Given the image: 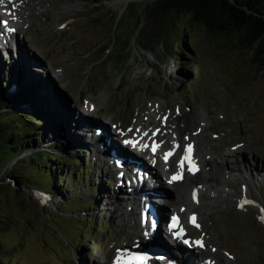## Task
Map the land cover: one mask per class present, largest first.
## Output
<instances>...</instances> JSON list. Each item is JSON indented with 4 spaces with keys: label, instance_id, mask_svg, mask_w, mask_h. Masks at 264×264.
<instances>
[{
    "label": "rangeland",
    "instance_id": "374dc122",
    "mask_svg": "<svg viewBox=\"0 0 264 264\" xmlns=\"http://www.w3.org/2000/svg\"><path fill=\"white\" fill-rule=\"evenodd\" d=\"M117 1L120 0L98 6L93 0H47L48 4H43L41 10L24 12L23 26L13 36L10 34L9 47L3 46L0 34V64L6 62L0 67L7 69L9 82L5 94L17 91V87L12 88L15 83L29 80L36 87L37 96L44 99V110L54 119L53 138L62 143L60 150L84 153L90 163L89 177L97 184V189L88 186L68 191L69 197L80 195L81 203L91 206L82 215L66 213L67 208L58 210L56 203L65 201L59 195L48 197V208L35 210L21 201L29 199L24 193L21 200L13 193L1 195L0 215L9 217L12 224L0 229L4 249L0 257L8 258L12 264H109L118 249L131 248L135 242L130 235L137 227L118 200L124 201L123 196H118L122 190V173L107 170L101 177L99 170L95 171L93 152L87 153L79 146L80 141L81 145L86 143L77 131L78 122L81 117L92 120L113 142L114 135L109 134V127L100 117L113 118L118 128L126 125L127 129L135 130L140 125L142 130H161L154 115L180 109L185 118H180L176 128L181 129L182 145L185 137L190 140L193 136L186 132L187 119L194 121L199 114L208 113L204 121L209 126L204 136L195 141L198 158L207 153L212 155V147H220L223 153L229 151L240 163L231 159L228 164L227 174L234 170L239 183L234 190L240 194L235 191L233 194V189L231 193L236 194L237 200L243 197L244 190L250 192L247 208L239 207L235 201L229 211L214 215L215 228L219 232L223 230L227 237L222 239V248L221 245L209 247L211 255L227 259L229 264H264V232L255 218V215L264 217V69L258 71L250 56L232 42L219 36L203 40L196 27H193L196 42L192 52H183L179 62L165 59L159 43L148 46L142 41L146 36L153 37L152 32L146 35L143 30L146 22L142 18L143 7L153 0H124L121 5ZM62 8L67 10L60 11ZM116 15H122L117 30ZM175 25L176 30L188 26L185 17L175 20ZM115 31L118 41L114 45ZM16 38L20 43H16ZM125 41L128 52L121 54ZM101 48L105 49L103 54ZM53 70L61 72L60 79ZM90 75H96L100 84H90L87 80ZM103 86L112 94L103 96ZM191 93L195 96L192 100ZM85 104L92 109L90 116L85 114ZM5 106L7 103L0 98V107ZM19 110L29 111L26 107ZM114 144L119 149L115 141ZM41 148L46 147L41 145ZM237 165L241 171L237 172ZM249 166L252 175L243 174ZM223 174L219 171L218 177H224ZM208 177L214 176L210 173ZM27 178L32 182L44 179L36 174ZM182 185L188 187L189 183ZM204 193L207 192L202 193L201 202ZM167 197L171 200L174 196ZM173 200L177 204L171 212L181 213L180 209L184 208L187 225L185 202L177 196ZM189 200L197 202V199ZM151 219L149 215V224ZM203 259H200L202 263ZM210 261L222 264L218 258Z\"/></svg>",
    "mask_w": 264,
    "mask_h": 264
},
{
    "label": "trees",
    "instance_id": "16d2710c",
    "mask_svg": "<svg viewBox=\"0 0 264 264\" xmlns=\"http://www.w3.org/2000/svg\"><path fill=\"white\" fill-rule=\"evenodd\" d=\"M93 1L100 6L112 0ZM143 12L146 22L143 30L146 35L148 31L152 32L153 37L150 39L146 36L142 41L148 46L159 43L165 59L179 62L183 58V52H192V45L196 42L193 27H196L203 40L219 36L232 42L240 51H245L250 56L252 65L258 71L264 69V0H156L146 6ZM179 17L187 20L188 26L182 30L175 28V20ZM121 19L122 15L118 19L116 15V30ZM116 32L112 35L114 45L118 41ZM126 44V41L123 42L121 54H127ZM100 51L103 54L105 49L101 48ZM5 71L7 72L5 66L0 67V98L7 103V106L0 107V111L4 110L0 112V172L5 165H10L4 177L26 182L30 188L44 194L64 197V202L56 203L57 209L67 208L64 210L66 213L82 215L86 207L91 206L89 203L82 204L80 195L69 197L68 191L82 190L88 186L97 189V184L89 177L90 163L87 157L80 151L73 153L67 148L60 150L63 148L62 143L53 138L56 130L54 119L44 110V99L37 96L34 91L36 87L29 80L15 83L17 91L5 94L9 85ZM88 80L91 84H100L96 75H90ZM102 90L108 95L112 94L104 86ZM22 107L29 109L27 114L21 113L19 109ZM63 131L64 128L59 132ZM41 145L46 148L40 149ZM30 174L44 179L32 182L27 178ZM5 190V187L0 186V196ZM10 224L12 220L9 217L0 215V229ZM2 251L4 249L0 242V252ZM0 264L12 263L8 258L0 257Z\"/></svg>",
    "mask_w": 264,
    "mask_h": 264
},
{
    "label": "bare ground",
    "instance_id": "6f19581e",
    "mask_svg": "<svg viewBox=\"0 0 264 264\" xmlns=\"http://www.w3.org/2000/svg\"><path fill=\"white\" fill-rule=\"evenodd\" d=\"M122 1L124 0L117 1V4L121 5ZM27 2H25V0H0V21L2 23V26L0 25V33L3 37V46L5 48L10 46V42L12 39L11 36L17 33L20 26H23L22 24L24 21H22V18L24 19V12L30 9L39 11L43 8V4L45 6L48 4L47 0H27ZM65 9L67 10V8H62L60 9V11L65 12ZM4 21L8 22L7 25L3 24ZM9 27L13 29V31L9 32ZM18 39L19 38H16V43H20ZM53 73L58 79H60L62 76L60 71L53 70ZM83 107L86 111L85 114L87 116H90L89 113L92 111V109L88 108L86 104ZM154 110L158 109L155 108ZM184 116V112H182V110L180 109H178L175 113H157L156 115H154L156 124L161 127V130L155 138L157 142L161 144V147L160 149H158L155 156H153L150 151H137V153L141 156V159L138 160L136 159V157L132 158L129 155L130 152L127 150L129 148L126 147L124 150L120 145L122 142L119 139L121 136L120 134L119 137L115 138L112 142L108 137H106L107 135L105 134L103 129L99 128L97 125H94V122H92V120L90 119H86V117H81L80 121L78 122L77 131L80 134L81 138H84V142L86 143L85 145H81L80 141L79 146H82L85 149L84 151L87 153H89V151L93 152L94 159L96 161L95 170L96 172H98L97 169L99 170L98 173L101 177L107 170L117 171L118 173L120 172V174L123 171L126 172V174L122 177L121 193L118 195L123 196L124 201L121 198L118 200L119 202H121V205L124 206L125 211L127 212L128 219L132 220L133 224L138 226L140 232L142 230L151 229L152 224H149L147 222V218L149 215H151L152 213H156L163 216L164 218L169 211L171 212V210L175 208V205L177 204V201L174 200H172V202L167 201L163 203V201H161L157 197L159 195L156 196V194L158 193L163 194L164 192L165 194H167L172 192L177 196L178 200L180 199L182 203L185 202L188 211L187 215L189 216L188 222L191 221L190 218L192 216L196 217V223L200 227L191 229L190 234L184 237V239L189 241L190 247L186 248L182 244H180L178 247L181 252L180 255L177 254L175 250L168 247L164 243V241L160 239L155 240L154 243L150 245L164 249L165 256L177 260L179 264H204L200 261V259L203 257L204 259L218 258L219 260H221L222 264H229L227 259H222L218 255H211V253L213 252L209 249V247H218L222 244V239L224 237H227V233L223 232V230L222 232H219L218 229L215 228L213 222L217 216L216 214L229 211L230 206H232V208L234 207L235 201L239 205L243 201H249L250 192H248V194L247 190L246 192L244 190L243 197L235 200V195H238L240 193L236 192L234 190V187L239 183L237 180V176L235 175V173H233L234 170L227 174V169L231 164H229L231 159L234 160L237 164L240 163L237 162L235 155L228 153L229 151L223 153L220 147H212L210 148V150L213 151L212 155H209V153H207L198 158V150L195 149V141L204 136V133L209 126V124L204 121V118L208 116V113L199 114L197 118L198 120L195 119L193 121L192 119H187V127L185 128L186 132L190 131L193 136L190 140H184L185 144L182 145V141L180 140L182 132L180 128H176V124H178L180 118H183ZM164 117H167V119L164 120ZM146 119H148V117H146ZM110 120L111 122L114 121L113 118H111ZM103 122L106 123L105 120H103ZM124 126L125 127L119 126V133L121 131H127L126 125ZM167 126H169L168 132H165ZM135 129L144 131L142 130V128H140V125L135 126ZM114 132V130L109 129V134L111 133L112 135ZM133 134L134 133H129L123 138H130L133 136ZM135 135L137 137L139 136L138 133H136ZM145 140L148 143H151V140H149L148 138H145ZM114 141L115 143H117V145H119L121 149H118L116 147ZM188 144L193 145L194 152L192 153V156L196 161V164L199 166V171L196 175L197 178L196 176L190 178V186L188 187H181L183 186L182 184L185 181H182L181 183L173 182L170 184L169 180L177 171V159L179 155L184 151L185 146H187ZM173 145H176V147H173ZM168 151H172L173 154L168 158L167 161H165L163 159V156ZM153 160H155V163L152 162ZM151 167H153L154 169H152ZM130 170L135 171V177H130L128 173V171ZM219 171L224 172V177H218ZM238 171H241V167L238 168L237 165V172ZM210 173H212L214 177H208V174ZM246 173H248L247 175H252L250 166L249 168L245 167V171L243 172V174ZM200 174H202L203 177H198V175ZM146 178H148V180H146ZM140 179L142 181H140ZM214 180L215 183L212 182ZM232 189L233 194L235 191V195L231 193ZM193 192L196 193V203H193L191 202V200H189L193 199ZM203 192L207 193H204V199L202 200L203 202H201V196ZM149 206L151 207V211L149 210ZM247 206V203H245L243 207L247 208ZM156 229H158V226H156ZM131 236L132 235H130V237ZM137 239H140V236L137 235ZM196 240H202L204 247L201 248L195 246L192 242ZM181 249H184L187 253L182 252ZM192 250L194 251L193 253H197L198 256H194L192 254ZM154 257L158 260L165 261V259L162 258V255H154ZM225 261H227V263H224Z\"/></svg>",
    "mask_w": 264,
    "mask_h": 264
},
{
    "label": "snow or ice",
    "instance_id": "6c2138e0",
    "mask_svg": "<svg viewBox=\"0 0 264 264\" xmlns=\"http://www.w3.org/2000/svg\"><path fill=\"white\" fill-rule=\"evenodd\" d=\"M7 21H4L3 24L7 25ZM8 31L11 32L13 31V29H11L10 27L8 28ZM164 120L167 119V117L163 118ZM160 129H155V130H144L141 131L140 129H135L133 130L132 128L127 129L126 132L121 131L119 134L122 137H125L128 135V133H134L132 137L130 138H126L123 140V144L125 146H130L133 150L136 151H140V152H145V151H150L152 153L153 156H155L157 154L158 149H160L161 144L159 142H157V140L155 139L157 134L159 133ZM138 133L139 136L137 137L135 134ZM145 138H148L149 140H151V143H148ZM188 138L185 137V140H187ZM173 147H176V145H173ZM184 152H185V156L181 158V162H180V171H178L176 174H174L171 179L169 180V183H173L176 181H180L183 179V170H184V162L185 160L188 161V167H187V171L193 175L196 174V172L199 171V166L196 164V161L193 159L192 156V152H193V145L188 144L185 148H184ZM173 154L172 151H168L167 153L164 154L163 159L165 161L168 160V158ZM153 163H155V160L152 161ZM193 199H196V193L193 192ZM245 203H249L248 201H243L241 202V204L239 205V207H243ZM183 211V209H182ZM191 222L194 224L195 227L199 228L200 226L198 224H196V217L192 216L190 218ZM172 221L173 223L170 225V228H175L177 225V217L173 216L172 217ZM261 221L264 222V217H261ZM147 235V233L145 234ZM176 236V238H181L183 236V230L181 229L179 232L174 234ZM183 242L185 244H189L188 240H183ZM195 246L197 247H204V244L202 242V240H196L192 242ZM213 251H215V249H213ZM151 258L144 255L141 256L139 258L140 260V264H148V261Z\"/></svg>",
    "mask_w": 264,
    "mask_h": 264
},
{
    "label": "water",
    "instance_id": "95a60500",
    "mask_svg": "<svg viewBox=\"0 0 264 264\" xmlns=\"http://www.w3.org/2000/svg\"><path fill=\"white\" fill-rule=\"evenodd\" d=\"M127 2L130 0H126ZM156 0L151 1L155 2ZM149 5V4H148ZM148 5H145L143 7V11L144 8ZM144 14V12H143ZM119 15H117V19H118ZM142 18H144V15H142ZM4 111V110H3ZM0 111V112H3ZM22 114H27L26 111H21ZM70 163V162H69ZM9 165H5L3 170L0 172V186L5 187L6 190L3 191L1 194L2 196H5L6 194L9 193H13L16 194L17 197L21 200V195H23V193L25 194V196H27L29 199L25 200L26 198L23 196V198L21 201L24 202V205H28L29 209L35 210L36 207L39 208H48L46 207L48 204L46 203V200L48 199L49 196H54V195H47L44 194L42 192L36 191L35 189H31L27 184L23 183L22 181L18 182V181H14L13 178L9 177L6 178L4 177L5 172L7 171V168ZM50 207V205H49ZM35 214H39V213H35ZM260 216H256L255 218L257 220L256 224H258V226L260 227V229L262 230V232H264V222L261 221V218H259Z\"/></svg>",
    "mask_w": 264,
    "mask_h": 264
}]
</instances>
